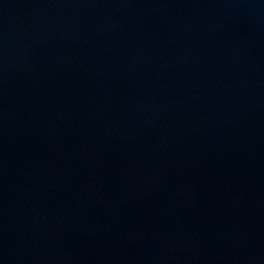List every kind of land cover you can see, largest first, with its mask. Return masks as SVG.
<instances>
[{
	"label": "water",
	"instance_id": "95a60500",
	"mask_svg": "<svg viewBox=\"0 0 264 264\" xmlns=\"http://www.w3.org/2000/svg\"><path fill=\"white\" fill-rule=\"evenodd\" d=\"M0 264H264V0H0Z\"/></svg>",
	"mask_w": 264,
	"mask_h": 264
}]
</instances>
